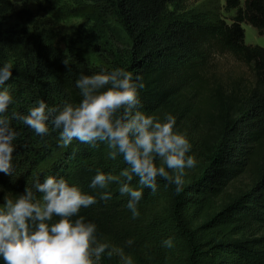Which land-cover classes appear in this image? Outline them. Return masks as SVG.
<instances>
[{
  "label": "trees",
  "instance_id": "trees-1",
  "mask_svg": "<svg viewBox=\"0 0 264 264\" xmlns=\"http://www.w3.org/2000/svg\"><path fill=\"white\" fill-rule=\"evenodd\" d=\"M67 1L89 27L62 51L54 30L26 4L0 0V65L13 71L4 85L13 97L9 115L27 114L38 99L50 106L77 103L79 75L124 68L143 79L144 112L175 116L197 166L185 170L180 192L160 178L156 191L143 189L140 215L133 219L116 183L89 187L97 170L118 175L126 168L122 157L108 159L102 142L59 147L58 133L40 137L11 120L17 139L12 173H0V203L47 176L62 177L97 197L80 215L97 225L98 242L109 246L105 261L118 251L132 264H264V47L247 46L242 27L264 37V0H225V11H236L231 24L183 9L181 0ZM80 46L99 64H89ZM214 55L247 66L250 82L222 83L210 70ZM131 185L140 187L137 177ZM101 191L112 198L100 200ZM170 237L174 247H162Z\"/></svg>",
  "mask_w": 264,
  "mask_h": 264
},
{
  "label": "clouds",
  "instance_id": "clouds-1",
  "mask_svg": "<svg viewBox=\"0 0 264 264\" xmlns=\"http://www.w3.org/2000/svg\"><path fill=\"white\" fill-rule=\"evenodd\" d=\"M64 63L68 65L67 60ZM12 76L10 64L0 65V173L11 175L13 169L17 133L11 120L21 121L40 137L58 133L59 147L67 148L73 141L90 146L102 142L108 159L122 157L126 168L118 175L97 170L89 187L104 190L116 183L119 194L128 197L126 208L133 219L140 215L137 205L143 189L156 191L160 178L180 192L185 170L197 166L186 134L176 130L175 116L165 113L161 118L141 109L140 91L145 85L139 75L119 67L81 74L75 81L79 102L50 106L38 99L27 114L9 115L13 97L4 85ZM134 177L140 187L131 185ZM111 198L110 192H99L100 200ZM96 203V196L56 176L35 182L14 199L5 197L0 203V260L3 264H97L109 246L98 242L97 225L80 215L82 208ZM161 243L164 248L174 247L171 237ZM122 259L132 264L130 258Z\"/></svg>",
  "mask_w": 264,
  "mask_h": 264
},
{
  "label": "rangeland",
  "instance_id": "rangeland-1",
  "mask_svg": "<svg viewBox=\"0 0 264 264\" xmlns=\"http://www.w3.org/2000/svg\"><path fill=\"white\" fill-rule=\"evenodd\" d=\"M14 4H26L33 12L35 18L44 24L46 29L54 30L57 35V40L60 43V49L66 50L65 42L69 40H79L83 38L89 27V22L76 17L79 11L72 6L67 0H10ZM225 0H181L180 6L186 10H199L209 12L216 17L222 19L227 24H231L236 11H225ZM244 29V42L251 47H264V37H261L257 32L248 25H242ZM123 44H127V39L122 36ZM78 52L91 65H98V56L89 49L80 46ZM210 70L220 81L226 85L239 78L250 82V69L228 55H214L210 59ZM243 81V83L245 82ZM190 154H196V151H191ZM122 254L118 251H113L109 260L104 259V254L101 256L97 264H124Z\"/></svg>",
  "mask_w": 264,
  "mask_h": 264
}]
</instances>
